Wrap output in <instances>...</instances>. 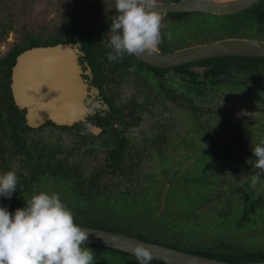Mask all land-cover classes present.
<instances>
[{
	"label": "flooded vegetation",
	"instance_id": "flooded-vegetation-1",
	"mask_svg": "<svg viewBox=\"0 0 264 264\" xmlns=\"http://www.w3.org/2000/svg\"><path fill=\"white\" fill-rule=\"evenodd\" d=\"M175 1L178 0H156ZM240 11H243V16H240ZM246 14L254 24L264 26V0H255L243 9L229 13L161 14L164 38L157 49L165 53L209 40L244 38L239 34L246 25ZM116 15L115 6L106 8L96 20L84 24L76 39L80 43V62L88 84L85 103L90 110L85 119L71 125L47 121L32 128L26 124L25 110H22L26 126L24 140L31 157L27 158L24 148L7 152L4 156L5 172L15 171L18 179L32 178L31 165L36 166L39 156H43L53 166L59 164L58 169L66 173L65 180L61 181L62 178L49 173L43 177L37 174L36 182L18 183L17 191L10 199L2 197V202L11 210L22 208L32 195L40 191L56 192L60 197L70 195L78 205L101 204L96 202L110 200L129 211L121 213L122 217L109 213L113 217L110 218L104 217L107 213L71 207L75 223L119 231L149 241L139 232L140 228H126L119 221L128 220L129 215L143 211L146 206L153 207L152 216L153 212H156L154 216L161 215L158 210L170 202L177 206L178 202L166 201L162 194L150 195L157 186L160 187L156 183L161 184L162 189L166 187L176 169L181 174L189 172L188 169L174 167L176 169L166 175L169 170L163 169L166 166L164 161H171L175 153L183 157L189 153L192 164H195L199 157L204 160V153L210 152L213 165L218 168V178L214 183L234 181L239 170L242 174L244 172L240 187L228 192L235 203L248 198L246 190L252 186L251 174L257 171L252 167L255 161L252 147L264 140V57L220 56L167 68L147 64L139 56L110 61L107 53L111 49L105 45L110 36L108 29ZM222 35L225 36L219 37ZM86 69L88 74L84 73ZM234 96L249 100L257 110L256 115L251 118L248 113L234 115L236 109L229 103ZM47 126L62 130L65 135H57V139L53 137L48 142L45 140L48 137L39 132ZM246 139L252 141L247 144ZM8 161H14L16 167L11 168ZM86 161L91 164H85ZM152 162L160 167L150 166L149 170L148 164ZM191 166L196 168V165ZM226 169L231 181L225 179L228 175L224 174ZM244 183L249 187L242 190ZM259 183L261 180L254 188L264 193V183ZM219 188L216 184L192 211L182 212L177 210L178 207L172 211H160L164 214L162 219L165 216L166 220L163 232L174 236L168 221L176 219L196 229H199L196 225L204 226L202 223L210 222L212 224L204 226L205 229L212 233L221 232L220 235L231 231L225 230L224 226L234 213L224 211L229 209L230 203L218 201L220 196L215 192L219 193ZM79 200L82 203L79 204ZM209 205L214 210L204 211V206ZM222 205L223 208L217 211L216 208ZM250 214L252 220L240 215L247 230L237 237L240 241L233 244L227 243L223 236L222 240L215 239L218 242L214 240L205 250L178 248L176 244L164 243L159 238L150 242L219 260L250 262L253 254L264 253V238L247 227L255 225L253 217L262 213ZM154 216L145 220L161 219ZM212 237L219 238V235ZM254 240L261 244L250 247L244 243ZM86 246L126 258L128 264H137L131 254L101 245L88 243ZM151 264L162 263L152 261Z\"/></svg>",
	"mask_w": 264,
	"mask_h": 264
},
{
	"label": "rangeland",
	"instance_id": "rangeland-1",
	"mask_svg": "<svg viewBox=\"0 0 264 264\" xmlns=\"http://www.w3.org/2000/svg\"><path fill=\"white\" fill-rule=\"evenodd\" d=\"M2 3V6H0V22H5L4 18L7 16L11 27L9 28V31L5 37L0 38V56L10 50L14 43L19 42L21 37L28 31L39 35V38L42 41H47L49 39L51 40V37L55 34V32L62 29L67 30L72 25H79L83 27L84 24L92 20H96V18H98L106 8L115 6V0H3ZM243 15V11H240V16ZM245 20L246 25L239 35L248 39L264 40V26L260 24H254L249 19L247 14L245 15ZM0 32H2V28H0ZM223 36L225 35L219 37ZM211 41L212 40L206 42ZM229 103L233 104V107L236 109V114L234 115L242 116V113H248L249 118H251L252 115H256L257 113V110L255 107H253V104L249 100H245L240 96H234L233 98L229 99ZM226 109H228V107ZM39 132H41L43 136L48 137L45 139L48 142H51L53 137L57 139V135L59 137L65 135L62 130L50 126L45 127ZM250 141L252 140L246 139L245 143L247 142L248 144ZM204 156V160L199 157L195 164H192V155L189 153H187L185 157L175 153L171 157V161L165 160L164 164H166V166H164L163 169L165 171L169 170L166 172L167 176L173 172V169H176L174 167L188 169L189 172H184L181 174L176 169L172 175L173 180L169 178L167 186L163 189L161 184L156 183L160 185V187L157 186L156 191L154 193H150V195L159 196L162 194L166 201L170 200L178 202L177 206L170 202V204L165 205L158 210L159 214L161 215L154 216L156 212H153L154 217H159L161 219L151 218L148 221L145 219L153 217L151 213L153 207H143V211L129 215L128 220L119 221L121 226L126 228H140L141 230H139V232L143 233L145 236L143 237L147 240L149 239V241L159 238L164 243L176 244V247L178 248L205 250L209 248V245L215 239L218 241L222 240V236L227 243L233 244V242H239L240 240H238L237 237H239L242 232L247 230L246 223L242 221L240 215H245L247 218L252 220L250 213H262L261 215H256L253 217L255 219V225L251 226L247 224V227H250L249 230H255V233L258 234V237L264 238V193L261 192L260 189H255L251 186L249 190H246L248 198L246 197L245 200L241 199L238 203H235L232 198L229 197L228 190L232 193V191L240 187L241 181L245 178L244 172L242 174V172L239 170L236 173L237 177H235L234 181H231L232 177L228 173L229 171L226 169L224 170V174L226 175L228 173V175H226L225 179L228 180L229 178L231 182L214 183L218 178V168L213 165V159L210 152L207 151L204 153ZM5 161L6 159L4 160V164L0 163V169L1 172L3 171V173L6 169ZM8 163L11 165V168L16 167L14 161L12 163L8 161ZM85 164H91V162L86 161ZM191 165H196V168L192 167ZM150 166H155V168L160 167V165H157L155 162L148 164L149 170L151 168ZM162 177H164V175H162ZM162 177L160 176V178ZM261 183H264V179H261ZM216 184L220 186L218 190L219 193L215 192V194H219L220 196L218 201H229L230 203L228 207L229 209L226 208L224 211H231V213H234V215L227 219L224 226L225 230L228 228L232 229L231 231L220 235L221 232L212 233L205 229L204 226H210L212 224L210 222L202 223L204 226L196 225L199 228L196 229L191 226H185L180 223L179 219H176L175 221H168V225L170 226L169 230L174 236L166 235L163 232L162 227L166 220L165 216L164 219H162L164 214L161 212L172 211L177 207V210L182 212L192 211L198 202L204 200L205 197L210 194V191L214 189ZM228 185H231L232 187ZM245 187H249L248 183H244V185H242V190H244ZM61 199L70 208L85 207L91 212L107 213V215L104 217L107 216L113 218L110 215L113 213H115V217H122L121 213L129 211L128 209H122L120 206H117L110 200H98L96 203L101 204L94 203V205L80 204L82 202L79 200L80 205H78L75 204L77 200L72 198L70 195L61 197ZM0 206H3L2 197H0ZM223 206L224 205L219 206L216 208V210L220 211ZM203 210L211 211L214 210V208L212 209V205H209L207 207L204 206ZM212 235H219V238L212 237ZM244 243L248 244L250 247H253L260 242H256L254 240ZM91 249L96 254V264H128L125 262L127 260L126 258L110 255L102 250H96L94 248Z\"/></svg>",
	"mask_w": 264,
	"mask_h": 264
},
{
	"label": "water",
	"instance_id": "water-1",
	"mask_svg": "<svg viewBox=\"0 0 264 264\" xmlns=\"http://www.w3.org/2000/svg\"><path fill=\"white\" fill-rule=\"evenodd\" d=\"M255 0H178L156 2L160 14L172 12L229 13L241 10ZM80 43L58 42L32 46L20 52L10 73V92L14 104L25 110V120L35 128L47 121L71 125L89 113L85 103L88 84L80 62ZM220 56L264 57V41L247 38H224L211 42L161 52L157 48L139 55L145 63L167 68ZM84 73L88 74L86 69ZM90 232L89 244L106 246L128 254L142 242L162 264H264V260L237 262L202 256L159 243L142 240L123 232L83 226ZM132 255V254H131Z\"/></svg>",
	"mask_w": 264,
	"mask_h": 264
},
{
	"label": "clouds",
	"instance_id": "clouds-1",
	"mask_svg": "<svg viewBox=\"0 0 264 264\" xmlns=\"http://www.w3.org/2000/svg\"><path fill=\"white\" fill-rule=\"evenodd\" d=\"M156 6V0H115L117 15L105 45L111 49L108 60L143 55L162 43L163 17ZM252 155L255 187L264 179V140L252 147ZM18 183L15 171L0 173V197L10 199ZM89 237L90 232L75 223L72 209L56 192L40 191L14 212L0 206V264H96L95 252L86 246ZM130 251L137 264L157 259L142 242Z\"/></svg>",
	"mask_w": 264,
	"mask_h": 264
},
{
	"label": "trees",
	"instance_id": "trees-1",
	"mask_svg": "<svg viewBox=\"0 0 264 264\" xmlns=\"http://www.w3.org/2000/svg\"><path fill=\"white\" fill-rule=\"evenodd\" d=\"M3 0H0V6H2ZM4 7V6H3ZM2 7V8H3ZM177 14V13H175ZM177 15H181L180 13ZM5 22H0V38H4L8 33L9 28L11 27L10 21L5 16ZM82 29L79 25H72L67 30H60L55 32L51 37V40L42 41L39 38V35L31 32L24 34L19 42L14 43V45L6 53L0 56V163L4 164V156L7 152H17L18 150L24 148L26 149L27 158H30L29 151L25 145L24 134L25 130V120L24 113L22 110L18 109L14 104L11 92H10V73L11 67L15 62V57L22 52L23 50L30 48L32 46L38 45H50L58 42H72L77 41L78 34ZM44 154V153H43ZM40 160L36 166L30 168L31 177L29 180H37V174L41 177L45 173H49L50 176H58L62 180H65L66 173L60 171L56 166H53L51 162L45 160L43 156H39ZM0 173L1 172L0 169ZM26 179H18L19 183H28ZM13 199V198H12ZM8 209V208H7ZM13 210L8 209L9 212H14ZM78 221V220H76ZM85 223V222H84ZM83 223V224H84ZM88 224H93V222L87 221ZM260 254H253V258L249 261H259L264 260L263 251L259 252Z\"/></svg>",
	"mask_w": 264,
	"mask_h": 264
},
{
	"label": "bare ground",
	"instance_id": "bare-ground-1",
	"mask_svg": "<svg viewBox=\"0 0 264 264\" xmlns=\"http://www.w3.org/2000/svg\"><path fill=\"white\" fill-rule=\"evenodd\" d=\"M216 1H228V0H216Z\"/></svg>",
	"mask_w": 264,
	"mask_h": 264
}]
</instances>
